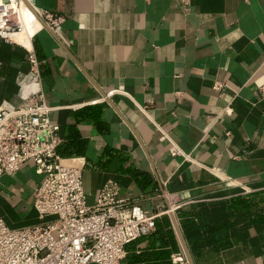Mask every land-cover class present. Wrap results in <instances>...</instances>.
<instances>
[{"label": "crops", "instance_id": "crops-1", "mask_svg": "<svg viewBox=\"0 0 264 264\" xmlns=\"http://www.w3.org/2000/svg\"><path fill=\"white\" fill-rule=\"evenodd\" d=\"M31 1L64 22L0 38V108L25 95L32 47L86 204L111 185L164 212L119 264H264V0ZM41 180L31 164L0 178L9 228L38 223Z\"/></svg>", "mask_w": 264, "mask_h": 264}, {"label": "built area", "instance_id": "built-area-1", "mask_svg": "<svg viewBox=\"0 0 264 264\" xmlns=\"http://www.w3.org/2000/svg\"><path fill=\"white\" fill-rule=\"evenodd\" d=\"M63 22L62 16L36 8L31 0H0L3 40L14 41L28 28L32 34L42 29L54 33ZM26 51L28 71L19 80L25 95L17 106L0 108V178L14 175L26 164L42 176L32 195L38 223L11 229L0 217V264H119L126 245L151 235L164 212L152 213L121 198L111 185L102 187L93 205L86 204L84 165L81 159L58 154L59 126L50 120L54 109L40 90L35 51L32 47ZM222 87L216 83L213 90ZM259 92L264 99V84ZM169 153L189 158L175 145ZM178 260L172 256L173 262Z\"/></svg>", "mask_w": 264, "mask_h": 264}, {"label": "bare ground", "instance_id": "bare-ground-1", "mask_svg": "<svg viewBox=\"0 0 264 264\" xmlns=\"http://www.w3.org/2000/svg\"><path fill=\"white\" fill-rule=\"evenodd\" d=\"M32 32H33V30H31V29L28 28L27 31H24V32H22V33H20V34H18L16 36H14V37H17L19 40H21L22 42L25 43L28 40L27 39V35H29V37H30L32 35Z\"/></svg>", "mask_w": 264, "mask_h": 264}]
</instances>
